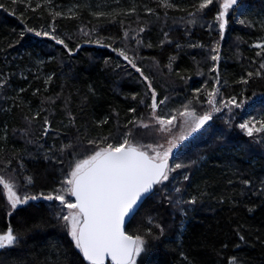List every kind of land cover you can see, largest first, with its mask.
I'll use <instances>...</instances> for the list:
<instances>
[{
    "label": "trees",
    "instance_id": "obj_1",
    "mask_svg": "<svg viewBox=\"0 0 264 264\" xmlns=\"http://www.w3.org/2000/svg\"><path fill=\"white\" fill-rule=\"evenodd\" d=\"M217 1L200 11L201 0H169L173 7H163L161 0H0V176H12L20 192L47 194L61 186L74 154H90L89 140L107 137L108 143H119L129 131L142 144L162 138L154 126L140 124L151 114L152 98L140 74L114 51L129 49L158 99L167 97L159 115L168 116L197 96L201 114L210 111L208 93L219 89L220 111L170 156V166L177 159L197 161L184 169L190 180L173 173L156 185L126 226L129 234L148 240L144 264H181L180 250L194 264H228L231 256L242 264H264V133L248 137L238 126L251 117L264 119V51L254 45L260 39L264 45V0H240L223 38L214 21L212 27L204 24L218 12ZM189 13L196 23H189ZM128 28L129 43L123 37ZM37 31L64 44L37 37ZM217 46L220 59L213 61ZM232 97L244 101L242 107H225ZM69 144L73 147L60 150ZM245 179L251 184L243 185ZM168 184L181 193L163 189ZM181 196L198 199L195 206H184L186 217L168 203V197ZM59 211L58 201L38 199L9 216L0 186V230L11 225L19 235L15 246L0 250V264H87L56 219ZM156 224L164 228L163 236Z\"/></svg>",
    "mask_w": 264,
    "mask_h": 264
},
{
    "label": "snow or ice",
    "instance_id": "obj_2",
    "mask_svg": "<svg viewBox=\"0 0 264 264\" xmlns=\"http://www.w3.org/2000/svg\"><path fill=\"white\" fill-rule=\"evenodd\" d=\"M15 2V0H14ZM214 0H201L199 10L203 11L212 5ZM240 0H220L219 10L215 15V21L218 23V29L221 38L224 37L226 25L228 24V17L231 11H234L239 6ZM163 7H173L169 0H161ZM0 7L4 5L0 4ZM149 11H151L149 9ZM60 15V13H56ZM97 15H103L98 13ZM192 19L189 23H196V16L189 13ZM240 23H245L241 20ZM31 32L32 29H27ZM144 31L143 28L140 29ZM37 37L44 36L56 40L57 44H64V41L58 39L49 32H35ZM125 33V37H127ZM167 36V34H165ZM99 43V41H97ZM141 41L137 40V44ZM162 44L164 41L161 42ZM67 47V45H64ZM151 47V45H148ZM179 47V45H177ZM257 48L264 51V45L257 44ZM118 55L123 57L129 65L147 84V89L151 93L152 102L149 105L151 109V119L158 125L156 129L159 133H169L171 127L177 121V117L182 122V133L178 137L167 139V146L164 144H147L144 145L138 141H133L131 132L124 135L122 142L108 143V138L104 137L98 142L97 140H89L88 144L93 147L90 154L79 158V153L74 154V159L70 164L69 171L64 179L61 181L59 188L45 194L40 192L37 195L24 194L19 195L16 191V184L13 180L0 176V186H2L4 196L9 205V216H11L18 206L26 205L29 201H36L43 199L45 201H58L60 211L57 213L56 219L62 221L64 228L67 229V234L70 236L72 242L79 253L82 254L83 260L87 264H144L143 256L148 252V240L142 235H132L126 231L125 221L127 218L135 216L139 202L150 194L156 185H162L168 181L170 175L178 169H190L197 163L196 160H190L189 163L178 162L174 167L170 166V156L173 153L179 142L191 136L193 133L204 128V126L212 120V113L219 112L220 108L216 107V94L219 92L218 88L208 93V103L211 105L210 111H205L202 115L197 114L196 110L190 107L189 104L183 106V111H179L176 115L164 117L159 115V105L165 104L167 97L159 100L156 90L153 88L152 82L148 76L144 74L142 69L137 66L136 59L130 58L123 49H114ZM214 53L211 56L213 61L220 59L219 48L212 49ZM264 69V63L260 65ZM212 71H216L213 68ZM254 74L249 72L248 76ZM260 76L261 73H255ZM217 82L219 77L217 76ZM244 84L249 83L247 79L241 81ZM6 83V81L4 82ZM3 86V83H0ZM24 91L23 88L20 89ZM199 92V89L196 90ZM135 99V97H133ZM141 103H144L141 101ZM244 101L237 102L235 97H232L224 105L225 107H242ZM130 112H135L136 109H129ZM39 115V113H37ZM107 121H104L106 123ZM129 123H134L130 121ZM140 124L144 128H148L149 124L142 120ZM241 130L248 137H253L256 133H264V119L260 121L246 120L238 125ZM50 124L47 118L44 121L43 133L48 134ZM73 147L71 144L62 145L61 151L66 148ZM47 158V157H46ZM23 168V164L20 165ZM27 184L32 183L31 177H26ZM188 174L183 175V181H189ZM231 183V181H229ZM241 183L245 186L251 184V181L245 179ZM264 185V182H262ZM176 193H181V188H175ZM264 194V188L261 190ZM71 197L73 199H68ZM168 203L174 205L182 216H187L188 206L191 208L198 203V199L192 196L190 199L180 198L173 199L168 197ZM66 209V211H65ZM253 209H249V212ZM151 223V220L149 221ZM155 227L159 229L160 236L164 234V228L160 224ZM184 227L183 221L181 228ZM148 236L152 235L149 229ZM241 242L246 240L245 236L237 231ZM160 236H155L153 239L159 240ZM19 242V235L16 230L9 225L6 230H0V249L15 246ZM240 245L237 244L236 247ZM227 248V244L223 245ZM181 257V264H194L187 254L179 251ZM228 264H242L237 257L231 256L228 258Z\"/></svg>",
    "mask_w": 264,
    "mask_h": 264
},
{
    "label": "rangeland",
    "instance_id": "obj_3",
    "mask_svg": "<svg viewBox=\"0 0 264 264\" xmlns=\"http://www.w3.org/2000/svg\"><path fill=\"white\" fill-rule=\"evenodd\" d=\"M219 2H220V0H218L217 1V3H218V6H219ZM218 9H219V7H218ZM213 21H214V24L216 25V27H217V30H218V32H219V29H218V23L215 21V16H214V19L213 20H211V19H209L207 22H204V24H207V26H209V27H212L213 26ZM261 22V25H264V19L262 18L261 20H260ZM227 26V25H226ZM126 33L128 34L127 35V37H125V35L123 36L124 37V40H125V42H127V43H129L130 41H131V39H133V36H131V33H132V31L128 28V32L126 31ZM219 35H220V33H219ZM221 37V36H220ZM124 42V43H125ZM257 44H262L263 45V41L260 39V40H257V41H255L254 42V45H257ZM256 47V46H255ZM127 54H128V56L130 57V58H135L136 59V56L133 54V52L132 51H130L129 49H125L124 50ZM122 58V61H124L126 64H128V62L126 61V60H124L123 59V57H121ZM137 60V59H136ZM38 62H39V59H38ZM128 66L129 67H131V65H129L128 64ZM208 99H209V97H208ZM207 102H208V100H206ZM205 101V102H206ZM196 102H199V97L197 96L195 99H194V101H191V104H190V107H192V108H194L195 110H196V112H197V114H199V115H202L201 113H202V110H203V108H202V106L200 105V104H195ZM206 102V103H207ZM186 104H189V101H184L183 103H181L180 105H178V106H176L175 108H173V113H169V115L168 116H171V115H176L179 111H183V106L184 105H186ZM206 105V104H205ZM206 110V107H204V111ZM158 111V110H157ZM159 113V112H158ZM245 116H250V115H246V114H244ZM161 116H164V117H168V116H165L164 114H161ZM252 118V120H254V121H260L259 119H257L256 118V116L255 117H251ZM144 123H147V124H149L150 125V127L152 126H154V130H155V132H156V135H159V134H161V133H159L156 129L158 128V125L151 119V114L149 115L148 114V116H147V119H146V121H144ZM182 124V122H181V120H180V118L179 117H177V121L175 122V124L171 127V129H170V134L169 133H164V134H161L162 135V138H157V136H155V138L154 137H151V139H149L148 140V142H146V143H143L144 145H147V144H156V143H159V144H164L165 146H167V143H166V141H167V139H172L173 137H178V136H180L181 134V132H182V128L180 127V125ZM84 156L83 155H80L79 156V158H83ZM73 161V160H72ZM178 162H181V160L180 159H177L176 160V162L174 163V164H171L172 165V167H174V165L176 164V163H178ZM68 171H69V169H68ZM173 173L175 174V175H173ZM171 175H173V177L174 178H178V179H181V177H182V175L184 174V169L183 170H181L180 172H179V169L178 170H176V171H174ZM171 175H170V177H171ZM3 176L5 177V178H7V179H11V180H13L14 182H15V179L12 177V176H10L9 174H3ZM171 179V178H170ZM15 184H16V191L18 192V194L19 195H21V196H23L24 194H26V192H23V191H19V189H20V186L15 182ZM178 186L177 185H174V186H172L171 184H168V185H164V187H163V189H165V190H172V188L173 189H175V188H177ZM65 211H66V209H65ZM63 224V223H62ZM66 229V228H65ZM66 232H67V229H66Z\"/></svg>",
    "mask_w": 264,
    "mask_h": 264
},
{
    "label": "water",
    "instance_id": "obj_4",
    "mask_svg": "<svg viewBox=\"0 0 264 264\" xmlns=\"http://www.w3.org/2000/svg\"><path fill=\"white\" fill-rule=\"evenodd\" d=\"M193 134H194V133H193ZM170 159H171V157H170ZM154 188H155V186H154ZM154 188H153V190H154ZM153 190H152V192H153ZM152 192H151V193H152ZM151 193H150V194H151ZM150 194H146L145 197L142 199V201L139 202V207H140V205L143 203V201H144V200H145ZM131 219H132V217L126 219V221H125V228H126L127 224L129 223V221H130ZM0 250H1V249H0ZM81 255H82V254H81ZM86 262H87V261H86ZM106 263H109V264H110V261H106Z\"/></svg>",
    "mask_w": 264,
    "mask_h": 264
}]
</instances>
